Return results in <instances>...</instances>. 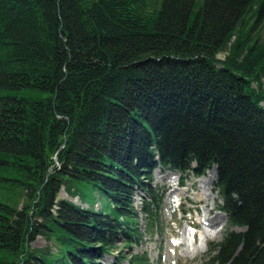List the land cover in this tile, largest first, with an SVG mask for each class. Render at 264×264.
<instances>
[{
    "label": "trees",
    "instance_id": "obj_1",
    "mask_svg": "<svg viewBox=\"0 0 264 264\" xmlns=\"http://www.w3.org/2000/svg\"><path fill=\"white\" fill-rule=\"evenodd\" d=\"M260 22L264 0H0V92L12 93L0 95V191L14 199L0 200V264H99L118 240L129 248L140 217L158 229L157 168H215L218 210L243 230L206 264H264ZM37 237L53 250L31 248Z\"/></svg>",
    "mask_w": 264,
    "mask_h": 264
},
{
    "label": "rangeland",
    "instance_id": "obj_2",
    "mask_svg": "<svg viewBox=\"0 0 264 264\" xmlns=\"http://www.w3.org/2000/svg\"><path fill=\"white\" fill-rule=\"evenodd\" d=\"M258 28L264 36L262 22ZM218 58L222 59L223 56L218 55ZM2 94L11 95L12 93L0 92V95ZM16 95L29 99H41L46 96L39 91H22L17 92ZM208 172L196 177L189 174L182 176L160 168L154 170L150 187L161 199L158 229L150 232L144 227V220L140 217L138 230L141 235L136 243L126 248L118 240L115 248L109 254H105L98 263L128 264L127 261L132 255L146 254L149 264H206L209 248L222 240L226 230L241 231V229L228 228L225 215L218 210L221 202L214 191L215 171L211 169ZM143 193L140 190L134 192L133 203L138 213ZM93 197L94 200H98L93 206L95 211H100L101 207L106 206L105 198L98 197L96 194ZM1 199L7 200L8 203L14 200L7 196L6 192L2 194L0 191ZM57 199L68 200L83 208L88 207L86 204H81L77 198H71L63 188L60 189ZM21 205L22 200H19V207ZM104 210L107 211V208ZM191 222L197 224L196 232L189 228ZM202 222H206L210 227L205 228ZM201 239L205 241L201 242ZM30 246L34 249L53 250L54 242L45 237H37Z\"/></svg>",
    "mask_w": 264,
    "mask_h": 264
},
{
    "label": "bare ground",
    "instance_id": "obj_3",
    "mask_svg": "<svg viewBox=\"0 0 264 264\" xmlns=\"http://www.w3.org/2000/svg\"><path fill=\"white\" fill-rule=\"evenodd\" d=\"M262 107H263V106H262ZM211 172H212V171H211ZM208 173H209V172H208ZM213 176H214V175H213V172H212V177H213ZM212 177H211V178H212ZM208 184H210V182H208ZM198 203H200V202H198ZM202 224L205 225V228L210 227L209 224H206V222H202ZM189 226H190V227L197 228V224H196V223H193V222L189 223ZM206 231H207V230H206ZM204 234H205V231H204ZM205 240H206V238H205ZM205 240H204V241H205ZM202 241H203V239H201V242H202ZM204 241H203V242H204Z\"/></svg>",
    "mask_w": 264,
    "mask_h": 264
}]
</instances>
